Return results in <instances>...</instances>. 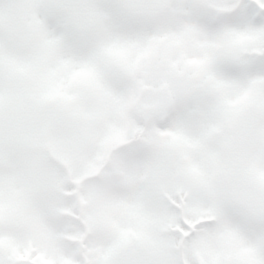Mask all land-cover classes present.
Segmentation results:
<instances>
[{
    "label": "snow or ice",
    "instance_id": "6c2138e0",
    "mask_svg": "<svg viewBox=\"0 0 264 264\" xmlns=\"http://www.w3.org/2000/svg\"><path fill=\"white\" fill-rule=\"evenodd\" d=\"M0 264H264V0H0Z\"/></svg>",
    "mask_w": 264,
    "mask_h": 264
}]
</instances>
